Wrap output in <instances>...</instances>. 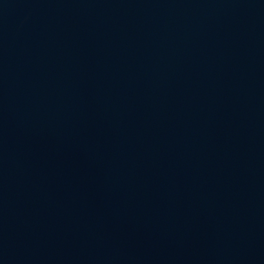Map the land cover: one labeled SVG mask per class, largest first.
<instances>
[{"label": "water", "instance_id": "95a60500", "mask_svg": "<svg viewBox=\"0 0 264 264\" xmlns=\"http://www.w3.org/2000/svg\"><path fill=\"white\" fill-rule=\"evenodd\" d=\"M0 264H264V0H0Z\"/></svg>", "mask_w": 264, "mask_h": 264}]
</instances>
